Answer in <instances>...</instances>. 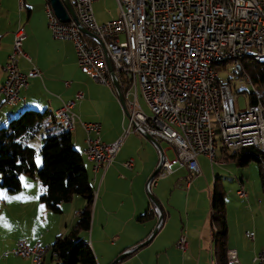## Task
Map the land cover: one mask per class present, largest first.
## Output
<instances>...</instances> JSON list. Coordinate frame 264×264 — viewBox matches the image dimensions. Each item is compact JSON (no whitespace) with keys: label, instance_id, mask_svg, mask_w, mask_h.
<instances>
[{"label":"crops","instance_id":"1","mask_svg":"<svg viewBox=\"0 0 264 264\" xmlns=\"http://www.w3.org/2000/svg\"><path fill=\"white\" fill-rule=\"evenodd\" d=\"M23 1L25 0L10 3V0H0V88L7 78L4 67L13 51L15 35L19 30L24 33L23 51L30 57V60L19 57V70L26 74L37 68L41 76L28 80V85L21 90V100L16 105L8 104L5 96L0 94V128L24 109L48 111V123L52 120L55 126L65 128L56 116L57 111L65 103L75 100L78 92H83V98L76 100L73 106V112L79 120L71 132L73 146L82 153L94 187L91 229L88 233L81 234V237L90 240L97 264H113L122 253L128 254L116 264H218L213 237L216 228L211 218L214 191L211 174L214 177V187L218 180L225 190L228 250H236L240 264H258L254 259L264 251V194L261 186H251L248 173L233 168L227 177L230 184L226 186L224 176H217L214 169V162L224 166L229 164V161L221 160L224 151L221 148L214 162L204 155L198 156L201 166L198 176L192 177L188 170L184 171L187 168H179L170 175L159 177L156 186L150 192L147 191L146 184L159 166L161 154L173 160L176 157L174 148L166 141L155 138L159 143L157 145L148 137L133 131L125 134L128 127L125 124L127 116L123 107V110L120 107L115 88L101 84L81 68L77 62L74 43L55 39L48 22L33 21L34 6L29 4L30 1L25 6ZM11 4L15 9L19 6L18 13L11 12ZM36 4L41 6L42 2L39 0ZM43 4L48 16L47 10L52 7L51 2L46 0ZM25 11L26 21L30 24L28 27L23 26L22 13ZM2 12H11L7 22L3 20ZM103 105L107 109L102 111ZM82 123L100 124L99 134L90 133L89 136H98L106 144L123 138L122 145L107 169L94 171V164L84 156L88 136ZM130 161L131 165L127 166L126 163ZM210 165L212 173L208 168ZM203 179L207 181L206 186L192 194L194 185ZM32 182L31 178L22 176V189L17 194L26 195L27 187ZM239 191H244L245 196L239 195ZM38 192L39 188L32 195L36 202L39 200ZM13 193L9 190L1 193L4 211L10 214ZM192 195L194 202L190 204ZM85 206L86 200L75 196L72 201L62 205V213L66 214V218L55 226H46L32 236L29 233L36 229L35 222H28L24 228L23 222L18 221L19 229L27 235L13 231L14 224L11 227L10 221L5 223L9 231H3L0 223V245L13 249L19 240H26L31 246L40 244L48 247L42 263L46 264L50 258L52 261L49 247L58 235L69 232L79 220L80 212ZM35 207L40 216L50 221L53 212L40 201ZM155 207L160 208L164 220L160 227L159 216L154 213ZM148 213L149 216L146 217ZM157 226L159 230L156 235L142 245ZM247 232H254V240L247 238ZM14 233H20L19 240ZM181 237L186 239L185 249L178 246ZM4 253L7 255L6 259H1L0 255V264H35L31 258L18 255L13 257L11 251Z\"/></svg>","mask_w":264,"mask_h":264},{"label":"built area","instance_id":"2","mask_svg":"<svg viewBox=\"0 0 264 264\" xmlns=\"http://www.w3.org/2000/svg\"><path fill=\"white\" fill-rule=\"evenodd\" d=\"M97 1L70 0L76 19L71 17L68 22L61 21L49 5L53 37L72 41L79 66L101 84L114 87L111 64L126 101L124 113L129 124L125 134L133 131L150 135L174 148L173 160L161 154L159 173L148 180L147 191L156 186L159 177L179 168H187L192 177L198 176L199 155L214 162L206 118V110L211 108L205 99L206 62L215 55L234 53L233 63L240 69L243 52L253 51L264 63V0H115L117 16L102 23L93 11ZM23 40L24 33L19 30L4 67L7 78L0 94L10 105L21 100V90L30 78L41 76L37 68L26 74L19 70V57L30 60L23 51ZM242 74L245 81L253 84L244 71L239 75ZM212 94L215 101H220L217 117L223 125L225 150L257 147L264 153V105L258 101L248 103L245 109L237 108L239 95L233 92L231 82L221 79L218 69L214 72ZM140 97L149 114L144 112ZM82 98L83 92H78L75 100L61 107V115L70 119L71 131L79 120L73 106ZM82 125L88 136L84 156L94 164V171L107 169L123 138L106 144L98 136H89L99 134L100 124ZM239 195L245 196V192L239 191ZM154 213L161 216L160 208L155 207ZM163 222L161 219L158 226ZM246 236L254 240L255 234L247 232ZM16 245L11 253L32 258L35 264H42L48 252V247L31 246L26 240ZM178 246L186 248L185 237L180 238ZM227 259L228 264H240L236 250H228ZM254 262L264 264V251Z\"/></svg>","mask_w":264,"mask_h":264},{"label":"trees","instance_id":"3","mask_svg":"<svg viewBox=\"0 0 264 264\" xmlns=\"http://www.w3.org/2000/svg\"><path fill=\"white\" fill-rule=\"evenodd\" d=\"M241 71L250 77L253 84L264 85V63L244 59L240 65ZM248 97L250 104L260 101L264 105V94L261 96L257 92H250ZM49 114L48 111L25 109L0 128V187L16 192L22 189V176L38 178L43 186L40 202L57 214L62 213V205L72 201L75 196L84 198L86 206L80 212L79 220L69 232L58 235L49 248L53 264H97L91 245L81 238V234L91 229L94 187L82 153L73 146L71 130L65 125V128L60 125L58 128L52 120L49 124ZM39 154L42 157L41 166L37 164ZM221 160L233 161L239 167L256 162L264 194V153L259 148L224 150ZM211 209L212 224L216 228L213 237L218 264H228L225 190L218 180L215 182Z\"/></svg>","mask_w":264,"mask_h":264},{"label":"rangeland","instance_id":"4","mask_svg":"<svg viewBox=\"0 0 264 264\" xmlns=\"http://www.w3.org/2000/svg\"><path fill=\"white\" fill-rule=\"evenodd\" d=\"M37 1H39V0H34V1L25 0V1H23V3L25 6H27V2H29V4H33V6H34V9H33L34 19H33V21H38L39 23H41V22H48L49 23V18L47 16V14L45 13V9L43 8V5H44L43 3L46 0H40L42 2L41 6L36 4ZM10 3H15V0H10ZM10 7L13 8L11 12H16V13L19 12V9H18L19 6L17 7V9H15L13 4H11V5H9V8ZM93 11L95 12L96 18L99 22L109 21L115 17V14L118 13L117 4H116V2L114 3L113 0H99V1L95 2L93 4ZM11 12H2V14H3L2 17H3L4 21L7 22V19H9V14ZM26 12L27 11L22 13L23 20H24V23H23L24 27H26V26L28 27L30 25L28 23V21H26V18H25ZM122 39H123V37H122ZM77 62H78V57H77ZM219 72H220L221 79L226 81V82L230 81L232 84L233 92L236 95H239L236 99V101H237L236 105H237V108H239V109H245L247 107V104L249 103V97L247 95L250 94V92H252V93L258 92L261 96L264 94V85L257 84V83L256 84H249L247 81H245L243 74L239 75L240 69H237L236 65L233 62L229 61L225 65L220 66ZM240 79H244V82L240 81ZM140 104H141L144 112L146 114H149V109H148L145 101L141 97H140ZM120 107L122 109L121 104H120ZM105 109H107V108L105 105H103L102 111ZM20 113L21 112L16 113V115L12 118H17ZM128 123H129V120H128V117H126L125 124L128 125ZM211 123H212V127H214L216 130V136H215L216 141H215V143H216V147H217L216 155H218L220 153V149L222 148V142H221L222 135L219 133V129L217 127V122H216V118H215L214 114L211 115ZM39 148L40 147L37 146L38 150H39ZM215 163L216 162H214L215 172H217V176H219V177L224 176V183L226 186H228L230 184V181L227 179V177H229L228 174H229V171L231 168L238 170V171H243L245 173H248V176L250 177V185L251 186H252V184L254 186L256 185V187L261 186L260 178H259L260 170H259V166L256 162H251L246 167H239L233 161H231V162L229 161L228 166L219 165V164H217V163L215 164ZM37 164L39 166L42 165V157L40 154L37 157ZM87 164H88V162H87ZM208 168H210V173H212L211 165ZM184 171H187V169H184ZM210 177H211V182L213 184L212 188H214V177L212 174L210 175ZM28 178H30V177H28ZM31 180H33V182L31 184V186L27 187L26 195L17 194L18 191L13 193V195H12L13 198L10 200L11 214L4 211V205L2 203V202H4V199H3V197H1L2 196L1 193L3 191H7V188L0 187V223L2 224V228H4L3 231H5V230L9 231V228L6 227L5 223L10 221L11 227H12V224H14L13 231H15V232L19 231L22 235H24V234H26V232L23 233V231H21L19 229V226L17 225L18 221L23 222L22 225L24 226V228H26L28 222L32 221V223H34V222L36 223L34 226L36 229L30 230L31 232L29 233V236H32L35 232H40L41 230H43L44 228H46V226H48L50 224L52 226H55L57 223L61 222L64 218L67 217L65 213H60V214L53 213L52 217L50 218V221H46V218H44L43 216H40V214L37 213V208L35 206L40 201V195L42 193L43 186H42V184L38 178H31ZM208 180H210V179L208 178ZM191 181H193V180L191 179ZM206 184H207V181L205 179H203V181L199 180L197 182V184L194 185L192 194L197 193L199 190H201L203 187H205ZM38 188H39L40 193L38 192V194H37L39 200H37V202H36L35 199L32 197V195H33V192ZM30 190H32V191H30ZM193 202H194V198L192 195L191 199H190V204H193ZM9 215L13 220L9 217ZM24 216H26V218ZM20 233H14V236L18 237V240H19ZM81 238L84 239L83 237H81ZM34 243H35V241H34ZM88 243L90 244V240H88ZM16 244H15V247L17 246ZM13 249L12 248L8 249V248H5L3 245H0L1 259L2 258L6 259L7 255H4L5 251L10 252ZM11 256L16 257L15 254H11ZM3 263H4V260H3ZM46 264H53V262L51 261V258H50V260H48L46 262Z\"/></svg>","mask_w":264,"mask_h":264},{"label":"bare ground","instance_id":"5","mask_svg":"<svg viewBox=\"0 0 264 264\" xmlns=\"http://www.w3.org/2000/svg\"><path fill=\"white\" fill-rule=\"evenodd\" d=\"M252 59L253 61L261 63V56L258 55L256 52L253 51H245L243 52V60L244 59ZM234 62V53H226L224 55H215L211 57L206 62V76H205V99H206V106H211V108H207L206 110V118H207V127L210 130V149L212 151V157L214 160L216 159V143H215V136L216 130L212 127L211 123V115L214 114L217 122V127L219 129V133L222 135L221 142H222V149L224 148V136H223V125L218 122L217 112L220 109V101H215V96L212 94V90L214 87V72L218 69L219 66L225 65L228 62ZM56 116L61 121L63 125L66 126L67 129H70V119L65 118L61 115V108L57 111ZM47 252H45L46 254ZM45 256V255H44Z\"/></svg>","mask_w":264,"mask_h":264},{"label":"water","instance_id":"6","mask_svg":"<svg viewBox=\"0 0 264 264\" xmlns=\"http://www.w3.org/2000/svg\"><path fill=\"white\" fill-rule=\"evenodd\" d=\"M51 5L53 7V10L56 14V16L58 18H60L61 21L63 22H68L71 17L73 19H76V14L73 8L72 3L70 2V0H50ZM84 33L90 34L91 33L87 32L84 30ZM94 36V35H93ZM101 43V41H99ZM102 44V43H101ZM110 66V71H111V76H112V80H113V84H114V88L116 91V94L120 100L121 106L123 107V109L127 112V108H126V101H125V97L124 94L122 92L121 86L119 84V81L117 79L116 74L114 73L111 64L109 63ZM239 68V67H238ZM146 137H148L151 141L155 142L157 145L159 144L157 142V140L150 136V135H144ZM161 167V164H159V166L157 167V169L154 171V173L151 175L150 179H152L153 177H155V175L158 173L159 169ZM162 219V216L158 217V220L160 221ZM159 230V227L157 226V228L152 232L151 237H149L146 241H144L142 243V245H145L149 242V240L156 235L157 231ZM141 245V246H142ZM128 253H123L122 255H120L114 262L113 264L118 263L121 259H123L125 256H127Z\"/></svg>","mask_w":264,"mask_h":264}]
</instances>
